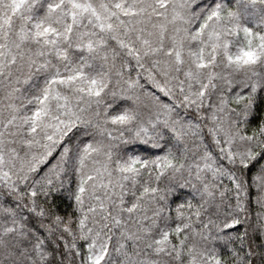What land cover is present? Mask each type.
Segmentation results:
<instances>
[{
  "label": "snow or ice",
  "instance_id": "obj_1",
  "mask_svg": "<svg viewBox=\"0 0 264 264\" xmlns=\"http://www.w3.org/2000/svg\"><path fill=\"white\" fill-rule=\"evenodd\" d=\"M0 264H264V0H0Z\"/></svg>",
  "mask_w": 264,
  "mask_h": 264
},
{
  "label": "trees",
  "instance_id": "obj_2",
  "mask_svg": "<svg viewBox=\"0 0 264 264\" xmlns=\"http://www.w3.org/2000/svg\"><path fill=\"white\" fill-rule=\"evenodd\" d=\"M251 195H252L253 197L256 195L255 189L252 190ZM256 210H258V209L256 208V205L253 204L252 207H251V211L253 212V217H252L253 220L255 219L254 212H255Z\"/></svg>",
  "mask_w": 264,
  "mask_h": 264
}]
</instances>
